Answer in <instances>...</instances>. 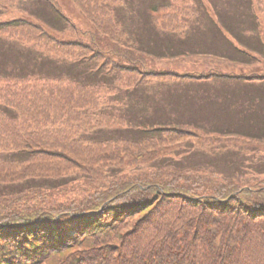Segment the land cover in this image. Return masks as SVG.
<instances>
[{
    "label": "trees",
    "instance_id": "obj_1",
    "mask_svg": "<svg viewBox=\"0 0 264 264\" xmlns=\"http://www.w3.org/2000/svg\"><path fill=\"white\" fill-rule=\"evenodd\" d=\"M20 1L0 0L1 110L27 108L39 126L29 133L41 129L16 141L0 123V169L6 163L26 169L40 164L44 169L36 170L43 177L38 178L46 185L33 187L38 184L28 178L10 184L18 188L15 193L0 195V264H264V181L246 187L217 172L215 162L210 164L214 175L204 166L159 164L192 139L212 159L222 150L240 152L234 144L264 141L182 138L192 132L160 124L169 118L158 110L167 99L152 92L150 84L160 76L148 70L149 58L183 56V40L173 32L167 36L165 29L164 37L158 35L144 26L146 18L141 32L132 27L128 34L119 26L126 18L121 11L130 14L141 1L148 3L137 17L155 21L165 11L175 12L173 0H125L119 12L118 0H69L81 21L61 0H42L52 15L45 19L20 10ZM239 4L244 13L232 14V21L223 16L222 23L248 48L243 53L264 52L262 40L254 34L242 38L232 26L258 23L254 3ZM14 5L16 11L1 18ZM173 40L182 43L169 45ZM219 41L226 45V38ZM226 46L227 51L209 50L214 55L209 59L243 66L235 61L236 49ZM99 90L114 93L117 107L110 110L124 127L97 125L94 117H117L99 108ZM208 141L205 149L201 142ZM237 156L238 162L245 160ZM67 164L79 174L59 178L49 171ZM31 171L23 173H36ZM64 188L80 193L65 200L50 197Z\"/></svg>",
    "mask_w": 264,
    "mask_h": 264
},
{
    "label": "rangeland",
    "instance_id": "obj_2",
    "mask_svg": "<svg viewBox=\"0 0 264 264\" xmlns=\"http://www.w3.org/2000/svg\"><path fill=\"white\" fill-rule=\"evenodd\" d=\"M213 1L173 0V3L176 4L174 8L175 12L167 13L165 11L160 16L153 15L156 18L155 21L150 16H145L142 19L140 16L137 17V11H142L145 8V2L148 3V1H141L140 4L136 5L135 10H132L130 15L127 16L128 18L122 20V26H119V30H128L127 33L129 34L130 29L135 27L137 31L141 32L143 29L142 23L146 18L144 26L153 29L158 35L164 37L162 30L165 29L168 32L167 36L170 35L169 32H173L174 35L183 38L181 39L183 43L173 40L169 42V45L173 46L177 42L179 44L182 43V50L185 52L184 57L166 58L154 56L149 58L152 67L148 70L151 74L156 73L158 74L157 76H160L150 84L152 92L162 94L167 99L163 98L161 100L158 109L169 117L166 121L160 123L161 125L178 127L192 132L182 138H264V52H253L251 53L253 57L243 53L242 51H249L247 50L248 48L241 43L220 19L223 16H229L230 21H232V14L238 17V15L244 13L241 11L243 7L239 4L240 0ZM2 2L7 4L5 1ZM250 2L254 3L252 8L255 9L259 19L257 25L251 28V22L249 26L246 24L245 28L243 27L244 23L238 22L236 25L231 22L232 26H235L236 30L241 32L242 38H248L254 34L256 38L258 37L264 42V0H250ZM61 3L67 13L72 14L77 21H81L80 16L76 13L69 0H61ZM106 3L109 4V2ZM115 4L119 12L125 6V0H118ZM237 7L239 8L238 11H233L228 15L232 8L237 9ZM18 8L34 16L43 14V16H46L44 19L52 18L50 9H48L49 6L42 0H21ZM10 10L16 11L15 5L11 6V9H7L6 14L1 18H7V12ZM2 36H6V34ZM221 38H226V45L231 49L232 47L236 49L237 56L235 61L243 66H229V62H212L209 59V55L204 53V51L223 48L221 46L222 43L217 41ZM132 39L134 40V38ZM174 72L180 74L173 75ZM189 74L197 76L199 74H213V77L203 79L187 78L189 76L185 75ZM217 74H222L225 77L215 76ZM146 75L148 73H145V77ZM230 75H241L245 78H226V76L229 77ZM113 94V92L106 90L97 91L96 103L99 106L101 105L99 108L109 113L112 111V115H117V117H94L97 125L101 123L105 127H124L125 123L120 120L119 114L113 111V109L110 110V108L117 107L116 104L112 103ZM1 103L3 102H0V123L3 124L2 126L6 132H10L11 136L9 134V137L15 138L18 141L17 138L38 135V131L41 128L34 135L29 133L39 128L38 116L36 114H32L27 108H23V110L14 108V110H10L11 113L4 114L1 110ZM15 110H18L19 113L17 114ZM23 114L28 117L25 118ZM14 119L15 121L19 119H23L24 121L20 123L17 121L15 123ZM192 141L181 145L179 150H176L173 155H168L169 158L165 159L167 161H161L159 164L166 165L169 163L175 167L196 165L201 168L204 166L203 168L207 170H205L206 172L214 175L212 170L215 168L211 167L210 164L215 162L217 172L224 173L227 177L238 179L246 187L251 186L255 180L264 181V141H254L242 146L234 144L233 147L240 150V152L222 150L217 154L215 159L208 157L207 153L203 152V148L201 147V149L197 145V141L194 139ZM201 143L205 149H208L207 146H210L209 141ZM175 149L168 151L167 154H171ZM187 151L194 154L192 159H181L182 156L188 154ZM237 153L243 155L241 159L245 158V160H239L240 162H238L239 157H236ZM246 161L247 163H245ZM25 167H13V165L6 163L0 169V195L3 193H15L18 188L10 184H16L28 178L34 181L33 184H38L33 187H43L42 185H46L42 183L43 180L41 178H38V176H43L36 170L44 169L43 166L41 167L40 164L33 163L27 169L36 173L24 174L23 171L27 170ZM64 167H61V171L59 172H57V168L54 169L53 167L51 168L54 171H49L54 172L51 174H55L54 177L57 175L59 178L62 176L69 178L68 174L74 175L80 172L79 168L73 166V164H67ZM43 172L45 173V171ZM94 178L100 179L102 176L94 175ZM212 178L215 179L213 176ZM23 184L25 183L23 182ZM51 184L47 183L49 186ZM64 189L65 191L61 195L56 193L50 195V197L52 199L65 200L67 197L71 198L75 194L80 193L78 189H74L75 191L73 192H70L67 188ZM51 193L55 192L51 190Z\"/></svg>",
    "mask_w": 264,
    "mask_h": 264
}]
</instances>
